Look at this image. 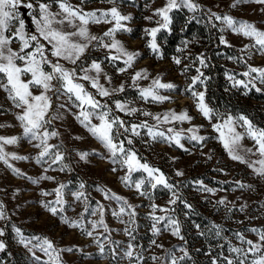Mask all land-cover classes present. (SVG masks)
<instances>
[{
    "label": "rangeland",
    "instance_id": "rangeland-1",
    "mask_svg": "<svg viewBox=\"0 0 264 264\" xmlns=\"http://www.w3.org/2000/svg\"><path fill=\"white\" fill-rule=\"evenodd\" d=\"M38 2L48 3L50 1L22 0V6L18 8L20 18L25 21V31L29 34L36 33V25L32 17L39 18ZM70 2L84 11L107 10L116 6L121 14L131 17L130 20L123 22L126 27L131 29V32L118 31L115 38L120 40L129 51L140 53L132 68L123 73L119 72L118 69L126 67L123 60H110L108 50L99 47H90L81 61L77 62V65H72L64 60L60 62L67 68L76 67L78 73L80 65L90 67L93 60L100 62L103 72L100 74L99 83L109 89L118 88L123 84L124 91L116 92L110 97H100L89 82H80L96 96V99L111 108V116L119 117L126 126L138 125L146 121L149 126L156 125L159 130L165 131L166 135L173 137L171 142L161 138L154 140L148 134L147 129H138L140 132L138 136L131 132L123 133L121 129L123 134L120 136V139L125 141L126 149L134 151L141 163H147L150 167L163 173L167 183L173 187L170 189L164 185H157L156 188H151L146 179L147 173L143 170H133L129 176V184L133 181L145 180L139 191L134 186H126L121 178L128 175L127 167L120 163L119 156L113 163L109 150L80 123V120L77 119L80 112V109L76 107L78 102L74 98L68 100L64 95L57 99L54 92L48 93L52 97V109L49 115L58 113L60 118L52 120V123L47 126V130L59 133L58 136L50 138L49 143L61 146L60 151L64 155V160L50 166V161L46 157L41 163H37L36 158L40 149L33 146L37 141H29L23 136V128L16 118L21 109L16 108L8 98V93L0 88V125H3L0 127V136L20 137L17 144L5 145L4 151L27 157V159L13 160L9 155L8 163L0 160V204L3 205L6 217L0 219V229H3L0 241H3L2 237L7 226L14 229L15 234L9 245L11 255L24 252L28 256L26 264H44L49 261V256L45 252L41 251L39 247H33L38 243L35 238L40 237L39 243L47 238L53 242L57 249H73L71 252L59 253L61 264H130L127 259L123 258V252L129 243L134 246L136 253L141 254L143 258L141 264H170V257L167 255L169 252L177 258L183 256L184 252L189 256L185 240L173 235L168 227L170 220L177 221L174 211L177 204L181 202L214 220L223 221L227 226L242 228V236L245 239L258 241L259 232H264V176L258 175L255 169L260 167L256 162L264 157L257 153L255 142L244 135L239 142L240 154L245 156L246 161L252 162L254 167H250L249 163L233 160L224 148L220 135L213 128V124L221 123L222 118L228 115L238 117L243 114H234L229 109H224L218 113L214 112L213 118L209 120L198 110L197 100L191 96L190 92L185 91L193 84V78L199 76L203 83L196 81L193 90L203 92L205 103L213 109L207 98L204 65L199 62V58L205 60L208 41L198 36H188L179 41L174 53L169 52L168 54L162 46L164 41L161 37L170 32L173 23L172 14L175 9H183L188 15L199 13L211 17L218 26L221 39L228 42L227 44L222 43V45L232 47L239 53V56L229 54L220 58L230 69L225 72V78L230 82L232 91L230 94L235 97L238 105L245 104L247 108L254 110L255 115L264 122V95L263 98L252 99L248 95V88L234 84L236 80H243L246 83L251 80L252 76L256 75L255 73L252 76H244L243 73L248 71L249 65L264 67V54H260L256 49H247L246 46L252 43L251 39L233 33L221 21H216L211 16L213 12L221 16L227 14L237 20L253 23L258 29L264 31V5L249 2L233 8L231 5L234 0H193L198 5L196 11L189 10L187 7L172 9L168 13L170 24L166 28L161 27L156 34L155 40L159 46V53H155L148 47L152 37L146 33L145 29L158 27L157 21L162 23L161 18L154 13L157 9L164 7L167 0H116L115 5L109 3L108 0H83V3L81 0H70ZM28 3L33 5L32 9L23 6ZM52 10H58L57 5L53 4ZM112 26L107 23H90L88 28L92 34L102 36ZM18 27V21L13 20L10 25L11 32H15ZM11 32L5 34L11 35ZM105 41L109 42L107 37H105ZM10 47L14 51H18L20 42L13 39ZM177 58L180 59V64L175 63ZM49 59L55 62V58L50 54ZM142 69L148 70L149 79L137 81L139 87H134L132 77L136 71ZM50 70V67H45V71ZM94 74V72L90 73V75ZM157 76L161 78L162 83H172L176 86L172 90L159 89L160 95L171 97V101L155 102L151 99L141 98L140 88L148 87L151 80ZM229 76H232L233 80H230ZM106 77L111 78L110 83ZM2 78L3 74H0V79ZM29 78L24 77L25 80ZM53 83L56 84V81ZM253 83L264 93V84L259 80H254ZM33 91L34 94H39L41 90L34 88ZM115 101H121L140 111L134 114L121 112L116 109ZM61 104H64L65 107H60ZM170 110L177 113L186 111L192 119L173 123H164L162 120L158 122L153 119L154 115L163 117ZM143 112H150L153 116H145ZM92 123L99 124L100 121L93 117ZM169 128L173 129L172 133H167ZM189 129H198L195 134L206 139L203 142L189 139L194 134L192 131H188ZM237 131L244 133L245 130L237 127ZM176 133L180 134V143L183 147L174 142ZM128 139L132 140L131 144L127 143ZM245 149H252V152L246 153ZM82 153L87 154L85 159L81 158ZM14 168L19 169L22 174L18 175L13 171ZM62 168L63 170H61ZM114 168L116 171H113ZM178 172H182L183 175H177ZM44 176L54 179H43ZM33 180L39 182L33 183ZM82 183L84 184L83 189L80 188ZM241 183L250 187L241 188L239 186ZM60 184L65 185L62 190L63 203L55 205L58 208V214L52 215L43 207L42 202H54L57 198L55 189ZM101 189L110 190L117 196L123 197L134 209V217H130L127 213L120 217L114 216L112 213L114 210H119L121 201L106 199ZM44 192L50 193V195L44 196L42 194ZM77 192L84 193L80 200L75 198L74 194ZM141 192L145 194L142 195ZM170 200L176 202L173 204L170 203ZM221 200L224 201L223 204L218 203ZM101 204L105 209L102 216L99 212L93 216L92 209ZM153 205L158 208H154ZM180 207H182L184 223L188 228V240L191 243L193 242L190 239L195 240V245L192 248L194 257L200 261L208 260L210 262L211 260L210 264H212L215 258L212 255L206 257L210 253V246L206 247L207 250L204 254L196 252L197 247L201 246L202 239L192 235L195 230L193 219L183 210V204H180ZM60 209L63 211H59ZM132 209H128V211H132ZM62 216L71 220L83 219L89 230H91L90 222L102 218L109 231L106 233L100 227L93 231V237H89L80 229L71 228L65 224L61 219ZM153 216L168 218L156 224V227L161 229L158 234H155L153 230L155 223ZM16 229L28 231V234L22 235L23 243ZM125 229H129L135 238L132 239ZM252 229L257 231H252ZM180 235L183 237L181 228ZM94 238L100 239L105 244V256L99 255V248L94 242ZM153 240H155V244L152 243ZM232 243L235 247L247 248V245L238 236H232ZM158 245L163 247H158ZM112 248H115L118 253L115 259L112 258L110 251ZM153 256L160 259L153 260L151 259ZM34 257H40V260L37 261ZM131 264H135V262L133 261Z\"/></svg>",
    "mask_w": 264,
    "mask_h": 264
},
{
    "label": "snow or ice",
    "instance_id": "snow-or-ice-1",
    "mask_svg": "<svg viewBox=\"0 0 264 264\" xmlns=\"http://www.w3.org/2000/svg\"><path fill=\"white\" fill-rule=\"evenodd\" d=\"M83 3V0H81ZM109 3L115 5L116 0H108ZM254 2L264 5V0H234L231 5L233 8L243 3ZM57 5L58 10L53 11L52 5ZM22 6V0H0V74H3V78L0 79V88H3L8 93V98L12 101L16 108L21 109V112L17 115V120L20 122L23 128V136L28 138L29 141H37L33 146L40 149L37 156V163H41L44 158H48L51 164H57L64 160V155L60 151V145H54L49 143V139L59 135L57 131H48L47 126L52 123V120L59 119V114L55 113L49 115L52 109V97L48 95L49 92H54L57 99L62 95L67 96L68 100L74 98L78 103L76 107L80 109L77 119L83 124L88 131L100 140L104 146L109 150L112 162H116V158L120 157V163L125 165L128 169V175L121 179L125 182L126 186H134L138 191L142 188L145 180L133 181L129 184V176L133 170H143L147 173V181L151 188H156L157 185H164L165 187L172 188L173 186L167 183L163 173H160L158 169L150 167L147 163H141L140 158L137 157L134 151L126 149L124 147L125 141L120 139L123 133L131 132L134 135H140L138 129H147L148 134L152 139H166L173 141V137L166 135L165 131L159 130L158 126H149L145 121L138 125L126 126L125 122L119 117L111 116V108L101 103L100 100L96 99V96L87 90L85 85L80 81H87L90 83L93 89H96V94L100 97H110L116 92H123L124 85L121 84L118 88L109 89L99 83L100 74L103 72L101 63L95 60L92 61L90 67L79 66V73L76 67L67 68L60 61L64 60L72 65H77L78 61L89 50L90 47H99L108 50L110 53L109 59L112 61L123 60L126 65L125 68L118 69L119 72L123 73L129 68H132L135 60L140 56L139 52L129 51L125 48L123 43L115 38L118 31L131 32V29L126 27L123 23L131 19L130 16L123 15L116 6L111 7L107 10H96V11H84L82 8L73 5L70 0H50L48 3H39V18L33 16V22L36 25V33L29 34L25 31V21L20 18L18 8ZM26 6L29 9L33 8L31 3ZM187 7L189 10L196 11L198 5L193 0H167L164 7L156 10L154 13L159 16L162 20L157 21L158 27L145 29L146 33L152 37L148 47L153 52L159 53V46L156 43L155 37L160 28H166L171 20L168 13L175 8ZM216 21H221L227 29H230L233 33L243 35L252 40V43L247 45V49H256L260 54H264V31L258 29L253 23L244 20H237L230 15H219L217 13H211ZM151 19V18H148ZM13 20L18 21L19 27L15 32H11V22ZM107 23L113 26L103 33L102 36L94 35L90 32L88 25ZM6 32H11V35H6ZM105 37L108 38L109 42L105 41ZM16 39L20 42V48L18 51H14L10 47L12 40ZM46 43H43V42ZM95 42V43H93ZM221 43L227 44V40L221 39ZM50 46V49H49ZM31 49V50H29ZM115 53V54H112ZM55 58V62L49 59ZM20 63H17V62ZM201 65H205L203 58H199ZM176 64H180V59H175ZM50 67V71H45V67ZM199 71V69H197ZM94 72V75L90 73ZM82 73V74H81ZM255 73V76L252 74ZM149 72L147 69L136 71L132 77L134 87H139L137 81L149 79ZM202 75V73H201ZM244 76H252V79L247 83L243 80L234 81L235 85H242L248 88L249 84L255 87L254 80H259L264 84V67H252L248 66V71L243 73ZM24 77H30L25 80ZM233 80L232 76L228 77ZM106 79L111 82L110 77ZM56 81V84L53 83ZM196 81L203 83L200 77L193 78V84L189 86L188 91L191 96L197 100V108L202 115L209 120L213 118L214 110L209 108L205 103V97L203 92H197L194 89ZM40 89L39 94H34L33 89ZM176 86L172 83H162L159 76L151 80V84L148 87L140 88V96L144 100L151 99L155 102L171 101V97L160 95L159 89H175ZM256 91H261L260 88H256ZM115 107L121 112L127 114H134L139 109L135 107H129L121 101H115ZM60 107H65L61 104ZM145 116H153L150 112H143ZM95 117L100 121L99 124H93L92 119ZM82 118V119H81ZM153 119L164 123H173L176 121H190V117L186 111L177 113L174 110H170L165 113L163 117L160 115H154ZM3 127V125H0ZM237 127L244 128V133L237 131ZM213 128L219 133L220 139L223 142L224 148L228 151L230 157L233 160L240 161L242 163H249L250 167H254L252 162L246 161L245 156L240 154L239 142L243 139L244 135L250 137L254 142L257 153L261 157H264V129L257 128L251 120L246 116L240 115L233 117L228 115L222 118L221 123L213 124ZM123 130V133L121 132ZM194 134L189 137L193 141L203 142L206 138L195 134L198 129H189ZM173 129H167V133H172ZM20 140L18 136L4 137L0 136V160L8 163V156L11 155V159H27L24 156H17L16 154L6 153L4 151L5 145L17 144ZM174 142L181 147L180 134L176 133ZM128 144L132 143L131 139L127 140ZM247 152H252V149H245ZM86 153L81 154V158L85 159ZM256 163L260 165L255 171L258 175L264 176V159L258 160ZM11 167V165H9ZM66 167V166H65ZM63 170V168L61 169ZM14 172L21 175L19 169L14 168ZM113 171H116L114 168ZM177 175H183L182 172H178ZM29 179H31L29 177ZM43 179H54L50 176H44ZM39 181L33 180V183ZM241 188L250 187L244 184L239 185ZM65 188L64 184H60L55 189L56 200L54 202H42L43 207L49 211L52 215L58 214V208L55 205L63 203L62 190ZM80 188H84V184L80 185ZM207 191H213L212 189H206ZM104 192L105 198L110 200L121 201L118 211H113V215L120 217L127 213L130 217H134L135 211L127 201L110 190L101 189ZM44 196L50 195V193H42ZM141 194H145L141 192ZM77 200H80L84 196L83 192H77L74 194ZM175 195V193H173ZM175 200H170V203H175ZM218 203L223 204L221 200ZM191 207L190 205H188ZM154 208L158 206L153 205ZM132 209V211H128ZM104 206L98 205L97 208L92 209L91 214L95 216L99 212L102 216L104 212ZM165 211L164 209H160ZM59 211H63L60 209ZM87 211V209H85ZM5 214L3 212V205L0 204V219H4ZM65 224H68L71 228H78L84 234L89 237H93V231L102 227L104 232H108V226L105 221L101 218L98 221L90 222L91 230L84 224L83 219L71 220L66 216L61 217ZM155 223L153 224V230L155 234L160 233L161 229L156 227L157 223L163 222L168 219L165 216H153ZM123 222V221H122ZM168 227H170L173 235L179 236L180 239L183 237L180 235V227L178 221L170 220ZM17 234L21 236V242H24L23 236L19 229H16ZM126 233L134 239L132 232L129 229H125ZM252 231H257L252 229ZM219 234V233H217ZM0 235H3V229H0ZM238 238L247 245V248L232 247L231 251L235 254L233 258L224 257L226 264H264V232H259L258 241H252L245 239L242 235L238 234ZM38 243L33 247H39V249L45 252L49 256V261L44 264H61L60 252L73 251L72 248L57 249L53 242L47 238L43 239L42 243L40 237L35 238ZM94 242L98 245L99 255L105 256V244L100 239L94 238ZM115 243V242H113ZM155 244V240L152 241ZM158 247H163L158 245ZM5 244L0 241V251H3ZM82 251V250H81ZM112 258L115 259L118 253L115 248L110 249ZM183 251V250H181ZM170 257V264H179V261L183 260L187 253L177 258L173 253L167 254ZM37 261L40 257H34ZM123 258L127 259L130 264H141L142 256L135 252L134 246L129 243L126 250L123 252ZM153 260L160 259L159 257H151ZM212 264H217V260L213 259Z\"/></svg>",
    "mask_w": 264,
    "mask_h": 264
},
{
    "label": "trees",
    "instance_id": "trees-1",
    "mask_svg": "<svg viewBox=\"0 0 264 264\" xmlns=\"http://www.w3.org/2000/svg\"><path fill=\"white\" fill-rule=\"evenodd\" d=\"M172 15L173 23L171 30L161 37L164 41L162 46L168 54L169 52L174 53L179 41L188 36H198L201 39H206L209 43L204 60V76L207 83V98L210 100L214 112L218 113L224 109H229L234 114L245 115L257 128L264 129V122L255 115L254 110L247 108L243 103L238 105L235 97H232L230 94L232 92L230 82L225 78V72L230 69L226 67L224 60L220 58L229 54L239 56V53L232 47L222 45L220 31L215 21L205 14L188 15L183 9H175ZM256 88V86L252 87L250 84L248 89L246 88L248 95L252 99L263 98L264 93L256 91ZM180 204H183V210L188 213L195 224V234L192 233V235L202 239L201 246L197 247L196 252L204 254L207 250L206 247L210 246V253L206 257L212 255L217 260V264H226L224 257L233 258L235 256L231 251V248L235 247L234 243H232V236L242 235V228L227 226L223 221L214 220L201 211L186 206L182 202ZM180 204H177L174 217L179 222L189 256H185L183 260L179 261V264H210L211 260L210 262L208 260L200 261L194 257L192 248L195 245V240L190 239L193 243L188 240V228L187 224L184 223V215ZM4 232L5 234L2 238L5 248L0 253V264H26L28 256L24 252L11 255L9 245L13 240L12 236L15 234L14 229L7 226ZM20 233L25 236L28 234V231H20Z\"/></svg>",
    "mask_w": 264,
    "mask_h": 264
}]
</instances>
